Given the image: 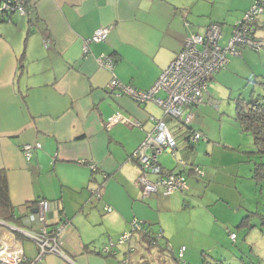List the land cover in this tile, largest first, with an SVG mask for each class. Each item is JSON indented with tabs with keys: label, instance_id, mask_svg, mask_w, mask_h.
Returning a JSON list of instances; mask_svg holds the SVG:
<instances>
[{
	"label": "crops",
	"instance_id": "0c3cea01",
	"mask_svg": "<svg viewBox=\"0 0 264 264\" xmlns=\"http://www.w3.org/2000/svg\"><path fill=\"white\" fill-rule=\"evenodd\" d=\"M254 1L34 0L26 15L0 11V171L16 216L0 220L33 230L37 202H50L48 226L61 219L67 223L60 235L62 254H47L43 264H119L125 258L142 264L145 255H136L138 247L170 250L165 216L169 222L176 208L190 207L191 185L188 192L165 195L159 189L144 197L142 169L131 158L164 112L153 101L139 104L106 86L115 76L150 89L189 36L204 33L211 23L234 26ZM106 26L111 27L107 40L89 44L85 53L94 31ZM255 26L264 36V13ZM101 54L114 58L113 71L99 65ZM199 109L186 106L179 119H166L177 148L159 158L164 172L186 174L188 182L200 181L191 169L198 164L189 141L192 131H202L193 127ZM115 113L123 120L108 126ZM38 143L41 148L27 160L23 146ZM97 189L99 199L93 194ZM135 220L143 222L144 231L133 230ZM125 232H132L128 243L116 245L113 255L101 253ZM1 238L16 243L29 258L38 253L25 232L0 223Z\"/></svg>",
	"mask_w": 264,
	"mask_h": 264
},
{
	"label": "rangeland",
	"instance_id": "374dc122",
	"mask_svg": "<svg viewBox=\"0 0 264 264\" xmlns=\"http://www.w3.org/2000/svg\"><path fill=\"white\" fill-rule=\"evenodd\" d=\"M221 26L225 40L220 43L225 46L234 27ZM242 51L245 57L231 55L232 64L211 76L198 106L193 127L208 139L205 136L192 146L204 177L188 182L185 174L194 194L190 207L176 208L169 222L165 216L171 248L158 252L138 247L136 255H145L142 264H213L217 259L226 264H264V153L236 114L238 104L246 105L264 92V55H260L264 47ZM23 242L30 246L29 240ZM182 247L185 251L179 258Z\"/></svg>",
	"mask_w": 264,
	"mask_h": 264
},
{
	"label": "built area",
	"instance_id": "2783aa9c",
	"mask_svg": "<svg viewBox=\"0 0 264 264\" xmlns=\"http://www.w3.org/2000/svg\"><path fill=\"white\" fill-rule=\"evenodd\" d=\"M34 0H0V11L2 15L8 16L12 13L26 15L29 12V4ZM264 13V0H255L246 11L244 18L234 24L233 32L224 46L220 43L223 38L222 26L220 23H211L206 27L204 33H194L186 40L183 49L170 65L163 70L157 82L148 90L137 89L132 85L125 84L113 77L106 88L112 94L120 97L127 96L139 104L148 102L157 103L163 110L164 116L161 119H154L155 125L140 146L134 151L132 157L141 167L142 173L139 182L143 188L144 197L150 196L159 189L165 195L176 192L188 191L190 186L186 176L179 172H164L159 158L163 153L175 152L177 139L170 130L166 119H179L186 106H199L204 101L208 92L211 76L225 69L229 64L231 55H241L243 48L261 50L264 47V36L256 33V22L258 17ZM111 31L110 26L97 28L92 37L86 42L85 53L88 52L89 44L99 43L107 40ZM97 61L99 65L110 71L114 70L115 60L111 55L101 54ZM164 92L165 97L159 93ZM120 113L110 116L108 126L123 120ZM191 117L184 120L188 125ZM205 135L199 131H192L189 135L191 143H198ZM206 139V137H205ZM41 148V144H26L23 146V154L27 160H31L33 150ZM95 169V165H91ZM196 177H204V172L198 166L192 168ZM153 175L155 178H150ZM96 198H101L100 190H94ZM50 209V202L46 199L39 200L36 204V213L32 220L37 222L33 230H23L1 221L4 228L9 230L18 229L25 232L37 245L38 253L29 258L24 250L16 243L0 239V264H43V258L47 254H62L60 235L67 223L61 222L54 226H48L46 214ZM106 210L111 211L110 207ZM143 222L135 220L133 230H145ZM132 232H125L118 242L111 241L101 253L105 255L115 254L116 245L128 243L131 240ZM234 238L235 234H231ZM157 239L161 234L156 235ZM133 251V250H132ZM185 248L180 251V258L183 257ZM119 264H130L129 258L123 259Z\"/></svg>",
	"mask_w": 264,
	"mask_h": 264
},
{
	"label": "trees",
	"instance_id": "16d2710c",
	"mask_svg": "<svg viewBox=\"0 0 264 264\" xmlns=\"http://www.w3.org/2000/svg\"><path fill=\"white\" fill-rule=\"evenodd\" d=\"M28 7L30 11L32 9V4H29ZM236 114L237 119L242 122L243 127L253 133L254 143L258 148V151L264 153V92H260L255 98L253 97L246 105L238 104ZM15 217L14 207L10 202L8 194L7 179L4 172L0 171V219L11 220ZM247 217L249 216L244 217V220ZM244 222L246 223V221ZM147 233H149L148 230ZM154 239V243L158 244L159 242L156 236ZM213 264L226 263L217 259Z\"/></svg>",
	"mask_w": 264,
	"mask_h": 264
},
{
	"label": "water",
	"instance_id": "95a60500",
	"mask_svg": "<svg viewBox=\"0 0 264 264\" xmlns=\"http://www.w3.org/2000/svg\"><path fill=\"white\" fill-rule=\"evenodd\" d=\"M35 211H37V210H35ZM18 230V229H17ZM19 231V230H18Z\"/></svg>",
	"mask_w": 264,
	"mask_h": 264
}]
</instances>
